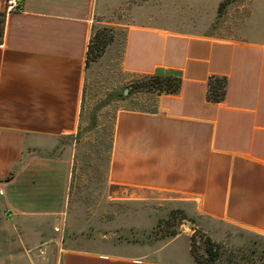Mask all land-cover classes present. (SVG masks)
I'll list each match as a JSON object with an SVG mask.
<instances>
[{
    "label": "crops",
    "instance_id": "1",
    "mask_svg": "<svg viewBox=\"0 0 264 264\" xmlns=\"http://www.w3.org/2000/svg\"><path fill=\"white\" fill-rule=\"evenodd\" d=\"M6 4L0 0V190L7 187L0 194V264H196L188 241V257L179 261L166 247L152 256L148 240L55 235L62 219L49 217L63 216L49 202L56 191H70L68 141L86 113L98 0H22L11 13ZM121 70L131 80L176 75L181 88L148 93L154 109L117 111L110 197L163 195L193 205L209 221L264 235V37L215 39L136 23L125 34ZM211 76L228 79L222 103L208 100ZM28 176L46 191L29 205L40 201L44 210L17 199Z\"/></svg>",
    "mask_w": 264,
    "mask_h": 264
},
{
    "label": "rangeland",
    "instance_id": "2",
    "mask_svg": "<svg viewBox=\"0 0 264 264\" xmlns=\"http://www.w3.org/2000/svg\"><path fill=\"white\" fill-rule=\"evenodd\" d=\"M223 1L98 0L91 41L96 34H102L109 45L99 59L87 66L86 113L76 137L68 141L74 153L69 195L58 190L52 204L49 202V206H53L49 209L63 216L49 217V222L62 219L55 222L61 223L57 224L55 235L80 240H148L152 256L166 247V250H175V259L179 261L188 257L187 241L191 247L193 240L196 249L203 253L210 240L220 247L223 264H263L264 235L225 222L209 221L196 213L193 205L163 195L134 200L111 198L107 183L110 141L117 111L154 109L156 101L146 92L131 93L130 85L138 79L131 80L121 70L128 27L145 23L150 27H166L215 39L264 37V0H228L220 14ZM45 174L49 172L40 173ZM32 180L30 176L21 180L24 183L19 188L24 186L23 193L18 190L17 199L25 200L21 207L44 210L40 201L29 205L30 197L39 199L46 193L42 183ZM3 190L6 192L7 187ZM14 190L12 186L11 195ZM33 219L40 222L39 218ZM175 231L177 235H170ZM177 236L179 239L172 242Z\"/></svg>",
    "mask_w": 264,
    "mask_h": 264
},
{
    "label": "trees",
    "instance_id": "3",
    "mask_svg": "<svg viewBox=\"0 0 264 264\" xmlns=\"http://www.w3.org/2000/svg\"><path fill=\"white\" fill-rule=\"evenodd\" d=\"M228 5V0L223 1L219 7V13H223ZM4 32V20L0 18V42ZM102 34H96L92 39L88 57L87 66L93 61L99 59L105 49L109 45V40L105 41V37ZM181 88V78L176 75H164L156 73L154 75H148L139 78L137 81L132 82L130 85L131 93L146 92V93H159V94H175L179 92ZM228 79L223 76H211L209 79V91L208 100L212 103H222L227 95ZM130 97V96H128ZM125 97L124 99L128 98ZM96 125V124H95ZM111 147V141H110ZM172 236L177 235V232L170 234ZM191 255L196 264H223L220 259V247L215 243L208 240L205 245L204 252L201 253L196 249L194 241H191ZM264 264V262H263Z\"/></svg>",
    "mask_w": 264,
    "mask_h": 264
},
{
    "label": "built area",
    "instance_id": "4",
    "mask_svg": "<svg viewBox=\"0 0 264 264\" xmlns=\"http://www.w3.org/2000/svg\"><path fill=\"white\" fill-rule=\"evenodd\" d=\"M22 0H7L6 12L11 13L20 10ZM0 194L4 195V191L0 190Z\"/></svg>",
    "mask_w": 264,
    "mask_h": 264
}]
</instances>
